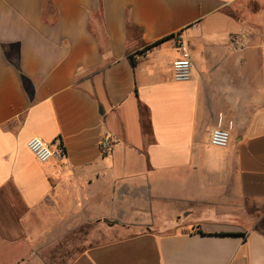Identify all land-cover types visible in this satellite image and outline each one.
<instances>
[{
  "label": "crops",
  "instance_id": "0c3cea01",
  "mask_svg": "<svg viewBox=\"0 0 264 264\" xmlns=\"http://www.w3.org/2000/svg\"><path fill=\"white\" fill-rule=\"evenodd\" d=\"M86 226L67 264H264V0H0V264Z\"/></svg>",
  "mask_w": 264,
  "mask_h": 264
},
{
  "label": "built area",
  "instance_id": "2783aa9c",
  "mask_svg": "<svg viewBox=\"0 0 264 264\" xmlns=\"http://www.w3.org/2000/svg\"><path fill=\"white\" fill-rule=\"evenodd\" d=\"M177 50L180 58L173 63L174 78L180 82H187L192 79L193 63L191 59L190 47L182 39L177 41ZM210 144L218 148H226L230 144V133L221 128H215L211 131ZM115 147V140L112 137L103 139L100 145L101 155H110ZM28 149L39 163H47L51 159L63 160L66 153L63 145L55 148L45 143L39 137H33L28 142Z\"/></svg>",
  "mask_w": 264,
  "mask_h": 264
},
{
  "label": "rangeland",
  "instance_id": "374dc122",
  "mask_svg": "<svg viewBox=\"0 0 264 264\" xmlns=\"http://www.w3.org/2000/svg\"><path fill=\"white\" fill-rule=\"evenodd\" d=\"M104 223V222H103ZM127 234H114L105 227L86 226L78 234L69 235L55 248L45 252L48 264H67L83 249L105 241H110Z\"/></svg>",
  "mask_w": 264,
  "mask_h": 264
},
{
  "label": "trees",
  "instance_id": "16d2710c",
  "mask_svg": "<svg viewBox=\"0 0 264 264\" xmlns=\"http://www.w3.org/2000/svg\"><path fill=\"white\" fill-rule=\"evenodd\" d=\"M128 28L131 29V28H133V26H131V24L129 23ZM166 40H168V39H162V40H160V41L154 43V44L151 45L150 47H147V48L145 49V52L151 50L152 48L158 46L159 44L165 42ZM130 58H131V62H132V64L135 65V62H134L133 57L131 56Z\"/></svg>",
  "mask_w": 264,
  "mask_h": 264
},
{
  "label": "water",
  "instance_id": "95a60500",
  "mask_svg": "<svg viewBox=\"0 0 264 264\" xmlns=\"http://www.w3.org/2000/svg\"><path fill=\"white\" fill-rule=\"evenodd\" d=\"M103 222L110 225V226L117 224V222L113 223V222H110L109 220H103Z\"/></svg>",
  "mask_w": 264,
  "mask_h": 264
}]
</instances>
